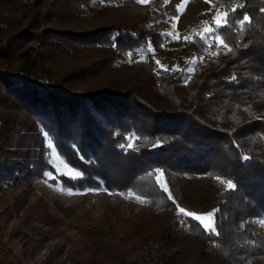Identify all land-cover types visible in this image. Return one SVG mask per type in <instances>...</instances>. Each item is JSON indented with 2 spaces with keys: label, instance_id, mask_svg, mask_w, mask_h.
Wrapping results in <instances>:
<instances>
[{
  "label": "trees",
  "instance_id": "trees-1",
  "mask_svg": "<svg viewBox=\"0 0 264 264\" xmlns=\"http://www.w3.org/2000/svg\"><path fill=\"white\" fill-rule=\"evenodd\" d=\"M91 1L16 5L23 22L7 23L0 43V182L28 186L52 172L57 179L49 182L73 190L130 191L148 207L134 220L140 240L176 253L190 244L181 256L194 264H264L255 222L264 218V0H211L214 10L229 14L219 35L234 51L211 57L215 42L209 47L193 34L182 50L206 60L186 81V66L154 75L126 60L127 51L149 45L174 53L149 25L174 13H151L163 0L133 16L102 15L114 10ZM8 2L15 6L0 0V11ZM244 13L251 25L241 33L236 21ZM40 132L81 178L55 173ZM131 137L133 146L121 147ZM155 169L174 187L175 203L148 175ZM216 179L236 187L219 188ZM176 202L218 210V235L210 237L190 217L173 220Z\"/></svg>",
  "mask_w": 264,
  "mask_h": 264
},
{
  "label": "rangeland",
  "instance_id": "rangeland-1",
  "mask_svg": "<svg viewBox=\"0 0 264 264\" xmlns=\"http://www.w3.org/2000/svg\"><path fill=\"white\" fill-rule=\"evenodd\" d=\"M15 6L10 7L9 2L0 11V43L7 34V23L15 24L18 20L23 22L21 14L16 8L17 4L27 5L32 0H12ZM153 0L142 4L138 0H93L91 5L99 7L104 4L113 12L102 15L123 14L133 16L144 13L152 6ZM182 0H168L151 9V13L173 10L174 13L163 21L149 25L162 36L163 47L174 51L171 55L159 54L148 46L131 49L126 52V60L132 66L142 67L157 75L160 65L169 69L173 75L178 74L184 66L185 69H194L199 61H205V55L192 54L190 50H182L184 37L200 32L207 21L213 26V17L217 11L212 7V1L188 0L179 11L177 6ZM104 12V11H103ZM178 16L173 21L172 17ZM172 32L179 34V39L162 34ZM209 41L207 44H211ZM216 44V42H215ZM219 49H226L223 44ZM215 56L211 54V57ZM203 58L202 60L200 58ZM195 59V63H189ZM174 66L180 70L171 71ZM164 70V69H163ZM193 72V71H192ZM191 72V73H192ZM191 73L185 71L184 81ZM183 81V82H184ZM184 86V83H183ZM43 146L46 149L44 156L56 174L72 177L71 169L56 153L49 137L40 132ZM134 144V139L127 144ZM79 172V171H75ZM38 177L30 185L14 184L11 181L0 182V257L13 264H194L189 256H181L189 248L186 242H181L183 249L176 253L174 248L166 247L153 241L140 240L135 236L134 220L146 217L148 207L144 199H135L129 194L120 191L107 192L101 188H87L73 190L61 186L58 182H49V178ZM156 175H159L158 173ZM158 188L161 189L155 179ZM162 180L166 182L164 177ZM219 188L227 187L223 180L216 179ZM169 193L173 200H177L175 189L167 182ZM206 189L203 185L202 189ZM72 194H69V193ZM190 194L196 193L190 189ZM133 194V193H132ZM168 195V193H166ZM197 214H205L216 210L214 207L197 208L186 203L176 202V206ZM142 213V215H141ZM186 218L176 212L174 219ZM215 219V218H214ZM258 234L264 236V218L255 221ZM140 226V223L137 222ZM138 227V226H136ZM102 233L100 237H89L91 233ZM181 251V253H180ZM1 262V263H2Z\"/></svg>",
  "mask_w": 264,
  "mask_h": 264
},
{
  "label": "snow or ice",
  "instance_id": "snow-or-ice-1",
  "mask_svg": "<svg viewBox=\"0 0 264 264\" xmlns=\"http://www.w3.org/2000/svg\"><path fill=\"white\" fill-rule=\"evenodd\" d=\"M138 2L142 3V4H146V3H148V0H138ZM164 2L167 3L168 0H164ZM208 2H210V0H208ZM187 3H188V0H182V4L177 6V10L179 11ZM240 7H243V5H240ZM235 10H236L235 8L232 9V11H235ZM261 12H264V8L261 9ZM228 15L229 14L227 11L221 13L219 10H217L216 16L213 17L214 27L209 26L207 21H203L202 23L205 25V27L200 32H196L195 34L197 36H199L200 39L203 40L206 44L209 41L216 42V47H219L221 44H223V46L225 48H227V51L229 53H232L234 51L233 48L229 47L224 42L222 37L219 35V31L228 25ZM178 18H179L178 16L172 17L174 22L176 20H178ZM236 24L238 25L239 32L243 33V31L245 30V25H248V26L251 25V18L249 17V15L247 13H244L242 19L236 21ZM162 35L171 37L172 39H179L180 38L179 34H174L172 32L164 33ZM184 40L186 42H191V37L190 36L184 37ZM161 46H163V45H161ZM209 47H211V44H209ZM147 51L152 52L151 45L148 46ZM211 54L212 55H218L219 53L213 52ZM200 59L202 60L203 58L201 57ZM195 62H196L195 59H193L192 61H189L190 64L195 63ZM156 63L158 65V68H163L164 71H169V69H167L165 66L160 65L159 61H156ZM178 70H180L178 68V66H174L173 69H171V71H178ZM183 71L191 73L192 71H194V69L188 68V69H184ZM188 79H190V75H189ZM235 79H236V77L233 76L232 80H235ZM129 139H131V138H129ZM132 146L133 145L131 144V142H129L126 145H121V147H128V148H131ZM157 146H159V141H157L153 145V147H157ZM243 159L247 160V159H249V157L244 156ZM73 171H74V175L71 177V179H79L83 176V173L75 172V170H73ZM157 173L159 175H156ZM148 175L149 176L155 175V179H156L159 187L161 188V190L165 193H168V199L173 200V198L171 197V194L169 193L166 182H164L162 180V177L164 176L163 171L160 169H155L153 172H149ZM45 177L49 178V179H53V180L57 179V177L55 175H53L52 172H46ZM235 187H236L235 184L231 180L227 181V188L228 189L232 190V189H235ZM69 194H72V193L70 192ZM129 195L135 199H141V197H139L138 195H135L132 193H130ZM173 203H175L174 200H173ZM176 207H177L178 214H183L185 217H190L193 221H195L197 223V226L199 228H202L203 231L205 233L209 234L210 237L213 235H218V233L216 232V225H215V219H214L218 210H213L212 212L205 213V214H197V213L189 212V211L185 210L184 208L179 207V205H177ZM182 223H187V220L182 221Z\"/></svg>",
  "mask_w": 264,
  "mask_h": 264
},
{
  "label": "built area",
  "instance_id": "built-area-1",
  "mask_svg": "<svg viewBox=\"0 0 264 264\" xmlns=\"http://www.w3.org/2000/svg\"><path fill=\"white\" fill-rule=\"evenodd\" d=\"M2 261H3V260H2V258L0 257V264H1Z\"/></svg>",
  "mask_w": 264,
  "mask_h": 264
}]
</instances>
